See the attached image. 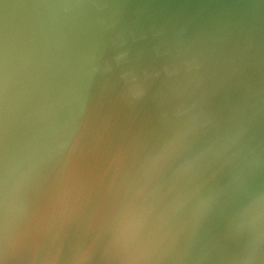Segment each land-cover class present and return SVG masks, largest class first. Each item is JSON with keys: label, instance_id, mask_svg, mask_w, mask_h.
Here are the masks:
<instances>
[{"label": "water", "instance_id": "water-1", "mask_svg": "<svg viewBox=\"0 0 264 264\" xmlns=\"http://www.w3.org/2000/svg\"><path fill=\"white\" fill-rule=\"evenodd\" d=\"M249 25L264 39V0H0V264H76L93 243L87 264H114L101 257L115 237L135 249L197 207L212 245L264 194V158L250 173L226 149L238 86L221 67L213 125L193 132L171 85L141 102L125 85L192 44L222 64Z\"/></svg>", "mask_w": 264, "mask_h": 264}, {"label": "clouds", "instance_id": "clouds-1", "mask_svg": "<svg viewBox=\"0 0 264 264\" xmlns=\"http://www.w3.org/2000/svg\"><path fill=\"white\" fill-rule=\"evenodd\" d=\"M176 59L179 63L165 61L158 70L127 82L125 97L141 102L149 96L153 84L162 80L171 85L172 98L178 101L174 113L188 117L191 130L198 132L213 125L214 116L208 105L221 67L227 69L228 80L238 87L235 106L226 117V149L230 158L239 160L250 173L254 171L264 158V39L258 38L249 25L224 54L222 64L220 55L208 44L189 45ZM203 215L204 210L197 207L191 221L186 219L176 227L153 230L135 249L124 246L117 236L101 258L114 264H264V194L248 195L232 211L224 231L210 246L199 244L196 238ZM10 248L5 231V257ZM94 251V243L81 248L76 264H87Z\"/></svg>", "mask_w": 264, "mask_h": 264}]
</instances>
